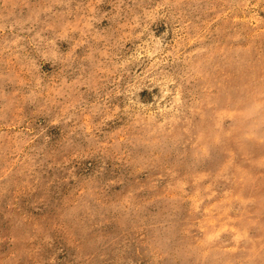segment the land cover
Returning a JSON list of instances; mask_svg holds the SVG:
<instances>
[{
    "label": "rangeland",
    "instance_id": "rangeland-1",
    "mask_svg": "<svg viewBox=\"0 0 264 264\" xmlns=\"http://www.w3.org/2000/svg\"><path fill=\"white\" fill-rule=\"evenodd\" d=\"M0 264H264V0H0Z\"/></svg>",
    "mask_w": 264,
    "mask_h": 264
}]
</instances>
